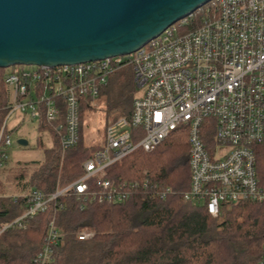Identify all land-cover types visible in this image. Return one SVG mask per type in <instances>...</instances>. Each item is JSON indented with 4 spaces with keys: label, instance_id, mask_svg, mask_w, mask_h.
<instances>
[{
    "label": "built area",
    "instance_id": "1",
    "mask_svg": "<svg viewBox=\"0 0 264 264\" xmlns=\"http://www.w3.org/2000/svg\"><path fill=\"white\" fill-rule=\"evenodd\" d=\"M204 6L130 54L6 68L8 114L0 129V170L10 161L14 113L21 115L18 123L27 117L47 125L65 153L80 141L82 104L95 102L112 75L130 67L138 91L130 118L107 125L103 146L84 162L83 175L51 194L39 189L13 194L27 210L4 224L0 234L23 227L61 197H73L81 210L91 202L129 199L139 182L115 185L104 179L105 170L138 149L155 150L180 126L187 127L190 145L185 200L213 217L224 204L264 203L256 155L264 142V0H210ZM171 192L155 186L153 194L165 198ZM58 241L52 218L33 264H52ZM258 264H264V254Z\"/></svg>",
    "mask_w": 264,
    "mask_h": 264
},
{
    "label": "trees",
    "instance_id": "2",
    "mask_svg": "<svg viewBox=\"0 0 264 264\" xmlns=\"http://www.w3.org/2000/svg\"><path fill=\"white\" fill-rule=\"evenodd\" d=\"M6 72L0 68V129L8 114ZM114 84L110 77L99 94L110 93L107 111L114 117L107 125L130 118L136 94L133 88L124 94L125 86ZM91 107V102L82 104L80 141L65 153L49 127L38 124L39 131L49 133L52 144L44 149L42 162L28 163L37 166L28 182H23L25 174H21L17 193L39 189L51 194L83 175L84 162L104 142L92 148L82 143V120ZM38 144L42 148L41 140ZM189 146L188 129L180 126L155 150L138 149L110 165L104 179L115 185L139 182L123 202H91L81 210L73 197H61L23 227L5 230L0 234V264H33L52 218L59 232L52 264H258L264 254V203L224 204L213 217L203 206L185 200L182 193L190 185ZM256 155L258 175L264 182V142ZM155 186L172 192L160 198L153 194ZM26 210L22 200L15 202L0 194V230ZM83 232L90 235L80 239Z\"/></svg>",
    "mask_w": 264,
    "mask_h": 264
},
{
    "label": "water",
    "instance_id": "3",
    "mask_svg": "<svg viewBox=\"0 0 264 264\" xmlns=\"http://www.w3.org/2000/svg\"><path fill=\"white\" fill-rule=\"evenodd\" d=\"M209 1L0 0V68L130 54Z\"/></svg>",
    "mask_w": 264,
    "mask_h": 264
},
{
    "label": "rangeland",
    "instance_id": "4",
    "mask_svg": "<svg viewBox=\"0 0 264 264\" xmlns=\"http://www.w3.org/2000/svg\"><path fill=\"white\" fill-rule=\"evenodd\" d=\"M118 80L121 83H118ZM111 82L116 85L119 84V86H125L123 89L124 94H129L130 88L134 89V93L138 91L130 67L119 70L112 75ZM109 97L110 93L102 94L95 102H92L93 107L87 108L84 112L82 143L88 148H92L97 144L100 145L104 141V127L114 117L111 112L107 111ZM20 117V114L14 113L9 119V128L12 129L10 161L4 169L0 170V194L5 198L11 197L18 192L16 184L22 173L25 174L23 182L30 180L37 164L28 165V163L39 160L42 162L44 149L52 144L49 133L39 131L38 122L35 120L25 117L24 122L15 128L16 122ZM21 138L26 139L28 144L25 146L20 145L18 140ZM39 140L42 141V148L39 147ZM26 164L27 166H25Z\"/></svg>",
    "mask_w": 264,
    "mask_h": 264
},
{
    "label": "crops",
    "instance_id": "5",
    "mask_svg": "<svg viewBox=\"0 0 264 264\" xmlns=\"http://www.w3.org/2000/svg\"><path fill=\"white\" fill-rule=\"evenodd\" d=\"M21 123H23V122H21ZM21 123H18V122H16V125H15V127H16V126H18V125H20Z\"/></svg>",
    "mask_w": 264,
    "mask_h": 264
}]
</instances>
